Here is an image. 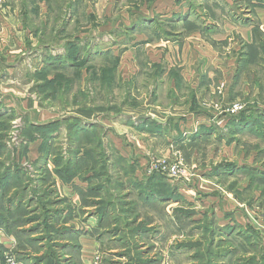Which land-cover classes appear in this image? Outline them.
I'll use <instances>...</instances> for the list:
<instances>
[{
    "label": "rangeland",
    "instance_id": "rangeland-1",
    "mask_svg": "<svg viewBox=\"0 0 264 264\" xmlns=\"http://www.w3.org/2000/svg\"><path fill=\"white\" fill-rule=\"evenodd\" d=\"M18 1L0 264H264V0Z\"/></svg>",
    "mask_w": 264,
    "mask_h": 264
},
{
    "label": "crops",
    "instance_id": "crops-1",
    "mask_svg": "<svg viewBox=\"0 0 264 264\" xmlns=\"http://www.w3.org/2000/svg\"><path fill=\"white\" fill-rule=\"evenodd\" d=\"M1 1H5V0H1ZM8 1H13V5H14V8H13V10L15 11V13L14 12H10L11 14H13V16H14V18L12 17V18H10V21H11V23L12 24H14V21L13 20H11V19H15V21H16V15H23L25 12L23 11L24 9H26V5H20V6H17L18 4V0H6V2H5V4H7L8 3ZM22 1L23 0H21L20 1V4H22ZM24 1H28V0H24ZM3 4V3H2ZM16 4V5H15ZM21 7V8H20ZM9 10H8V7H6V6H0V26H2V28H3V30L5 29L4 28V25H6L7 26V28H6V30L4 31L5 33H6V35L5 36H7V39H6V41H8V39H12L13 40V44L14 43H16V38L15 37H13L11 34H10V31H9V29H10V27H9V25H8V23H6V22H9L8 21V19H7V17L5 16L7 13H9L8 12ZM30 11V10H29ZM28 11V12H29ZM31 12H35V13H37V9L36 10H34V11H30V13ZM42 13V10H40L39 11V14H41ZM26 14V13H25ZM15 25V24H14ZM14 28L16 29L17 27L16 26H14ZM20 31H21V28L19 29ZM11 36V37H10ZM29 35H27V37H28ZM162 124V123H161ZM163 125V124H162Z\"/></svg>",
    "mask_w": 264,
    "mask_h": 264
},
{
    "label": "built area",
    "instance_id": "built-area-1",
    "mask_svg": "<svg viewBox=\"0 0 264 264\" xmlns=\"http://www.w3.org/2000/svg\"><path fill=\"white\" fill-rule=\"evenodd\" d=\"M241 106L239 104H235V105H232V107L229 109V112L232 114V115H235V114H238L239 111L241 110ZM169 172L174 175L178 172L177 170V167H171L168 169ZM4 264H21L20 262L16 261L15 258L13 257H9L5 260Z\"/></svg>",
    "mask_w": 264,
    "mask_h": 264
},
{
    "label": "water",
    "instance_id": "water-1",
    "mask_svg": "<svg viewBox=\"0 0 264 264\" xmlns=\"http://www.w3.org/2000/svg\"><path fill=\"white\" fill-rule=\"evenodd\" d=\"M154 120H155L157 123H160V121H159V120H157V119H155V118H154Z\"/></svg>",
    "mask_w": 264,
    "mask_h": 264
},
{
    "label": "trees",
    "instance_id": "trees-1",
    "mask_svg": "<svg viewBox=\"0 0 264 264\" xmlns=\"http://www.w3.org/2000/svg\"><path fill=\"white\" fill-rule=\"evenodd\" d=\"M156 122V121H155ZM157 123V122H156ZM84 128H85V126H84Z\"/></svg>",
    "mask_w": 264,
    "mask_h": 264
}]
</instances>
